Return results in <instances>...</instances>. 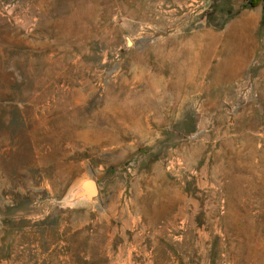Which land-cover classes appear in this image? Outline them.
<instances>
[{
	"label": "rangeland",
	"instance_id": "rangeland-1",
	"mask_svg": "<svg viewBox=\"0 0 264 264\" xmlns=\"http://www.w3.org/2000/svg\"><path fill=\"white\" fill-rule=\"evenodd\" d=\"M0 264H264V0H0Z\"/></svg>",
	"mask_w": 264,
	"mask_h": 264
},
{
	"label": "crops",
	"instance_id": "crops-1",
	"mask_svg": "<svg viewBox=\"0 0 264 264\" xmlns=\"http://www.w3.org/2000/svg\"><path fill=\"white\" fill-rule=\"evenodd\" d=\"M257 22L256 20L253 21V23L249 24V25H242L239 29L238 32L241 34H244L246 32L245 27H248V31L249 33H252L253 31H256L257 29ZM225 36V31H214L212 29H208V28H204V29H197V30H193L191 33V36L189 37L190 42H187V45L184 50H185V58H187L186 64L188 63V67H193V64H195L196 62V57H200V59L202 58L203 55H209V51L210 49L214 52H216V50L220 49L219 48V44L221 42V40L224 39ZM206 40H212L217 42L215 46H213L212 48L208 49L209 47H204L203 46V41ZM170 47V46H169ZM208 49V50H207ZM165 51V49H164ZM163 54H166V51ZM182 48L181 47H175L174 45H172L169 49H168V56L170 57V59L172 57H177L182 55ZM173 63H171L172 66ZM176 67H172L171 73L172 74H177V76H172L170 75L167 78L173 79V78H177L179 77V74L182 72V67H181V61H177L176 63ZM187 72V71H186ZM187 73L191 74L193 73V70H189ZM163 78H166V76H163ZM187 78H193V76H188Z\"/></svg>",
	"mask_w": 264,
	"mask_h": 264
},
{
	"label": "water",
	"instance_id": "water-1",
	"mask_svg": "<svg viewBox=\"0 0 264 264\" xmlns=\"http://www.w3.org/2000/svg\"><path fill=\"white\" fill-rule=\"evenodd\" d=\"M88 180L91 181L89 189L87 190V192H85L84 188H83V191H81L79 193V195H85L86 197L90 198L91 196H93L97 193V186H96V183L93 179H88ZM82 187H83V185H82Z\"/></svg>",
	"mask_w": 264,
	"mask_h": 264
},
{
	"label": "bare ground",
	"instance_id": "bare-ground-1",
	"mask_svg": "<svg viewBox=\"0 0 264 264\" xmlns=\"http://www.w3.org/2000/svg\"><path fill=\"white\" fill-rule=\"evenodd\" d=\"M90 183H91V181L88 179L82 180V185H83L85 192H87V190L89 189Z\"/></svg>",
	"mask_w": 264,
	"mask_h": 264
}]
</instances>
